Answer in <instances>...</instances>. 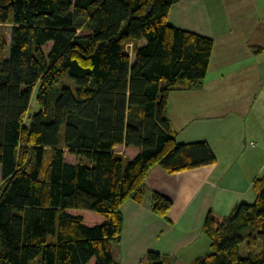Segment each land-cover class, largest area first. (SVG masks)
Wrapping results in <instances>:
<instances>
[{
    "label": "trees",
    "instance_id": "1",
    "mask_svg": "<svg viewBox=\"0 0 264 264\" xmlns=\"http://www.w3.org/2000/svg\"><path fill=\"white\" fill-rule=\"evenodd\" d=\"M179 1L0 0V264H116L121 207L143 202L149 172L216 163L207 142L178 143L166 115L171 92L200 88L213 50L168 25ZM251 190L253 203L206 214L211 252L192 264H264V175ZM171 208L151 194L158 217Z\"/></svg>",
    "mask_w": 264,
    "mask_h": 264
},
{
    "label": "crops",
    "instance_id": "2",
    "mask_svg": "<svg viewBox=\"0 0 264 264\" xmlns=\"http://www.w3.org/2000/svg\"><path fill=\"white\" fill-rule=\"evenodd\" d=\"M167 23L213 41L200 88L171 92L166 115L178 143L207 142L216 163L149 172L143 202L121 207V242L111 248L116 264H142L149 252L169 264L207 257L206 214L227 216L253 203L252 182L264 175V0H180ZM153 192L172 201L169 221L152 212Z\"/></svg>",
    "mask_w": 264,
    "mask_h": 264
},
{
    "label": "rangeland",
    "instance_id": "3",
    "mask_svg": "<svg viewBox=\"0 0 264 264\" xmlns=\"http://www.w3.org/2000/svg\"><path fill=\"white\" fill-rule=\"evenodd\" d=\"M4 33L7 35V42L9 44V34H10V28L9 27H4ZM129 50L132 52V48L133 46L130 44L129 46ZM64 84H66L67 86H71V84L69 82H67L66 80H64ZM37 111V106L34 102H32L31 104V108H30V112H36ZM66 161L73 163L74 162V157L71 156L70 154H66ZM1 187H2V182H1V177H0V191H1ZM113 245H111L112 251H113ZM242 250L240 253L241 258H246L248 256V250L247 248H244V246H242Z\"/></svg>",
    "mask_w": 264,
    "mask_h": 264
}]
</instances>
